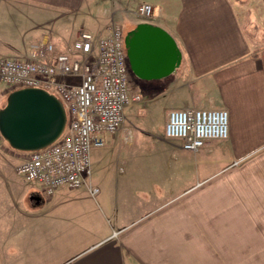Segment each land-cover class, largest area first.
Here are the masks:
<instances>
[{
  "label": "crops",
  "instance_id": "crops-1",
  "mask_svg": "<svg viewBox=\"0 0 264 264\" xmlns=\"http://www.w3.org/2000/svg\"><path fill=\"white\" fill-rule=\"evenodd\" d=\"M95 2L0 0V61L26 59L41 42L69 51ZM147 2L154 20L137 23L174 39L179 66L161 79L133 74L131 92L144 103L129 106L125 125L93 151L83 190L48 196L22 178L7 196L12 178L2 168L0 264H264V0ZM99 15L101 36L112 22ZM9 93L0 81V100ZM156 103L158 133L135 146V123ZM188 108L228 110V139L198 152L168 139L169 110ZM2 150L14 171L29 154L0 140V160Z\"/></svg>",
  "mask_w": 264,
  "mask_h": 264
},
{
  "label": "built area",
  "instance_id": "built-area-1",
  "mask_svg": "<svg viewBox=\"0 0 264 264\" xmlns=\"http://www.w3.org/2000/svg\"><path fill=\"white\" fill-rule=\"evenodd\" d=\"M154 12L149 3L139 6L143 18L154 17ZM125 38L123 27L112 23L101 36L80 30L67 52L57 53L52 43L41 42L31 46L26 59L0 61V81L5 86L44 90L65 109L61 136L29 152L15 168L25 181L41 184L48 196L60 188L87 186L93 173V151L103 148L107 137L125 125L127 108L142 101L140 94L131 92ZM229 119L223 108L171 109L165 136L180 141L187 151L198 152L211 141L228 139ZM99 191L90 187L92 196Z\"/></svg>",
  "mask_w": 264,
  "mask_h": 264
},
{
  "label": "water",
  "instance_id": "water-1",
  "mask_svg": "<svg viewBox=\"0 0 264 264\" xmlns=\"http://www.w3.org/2000/svg\"><path fill=\"white\" fill-rule=\"evenodd\" d=\"M131 71L144 80L164 78L180 63L174 39L162 28L140 23L126 35ZM61 102L41 89L12 92L0 111V131L13 149L23 152L42 149L58 139L66 124Z\"/></svg>",
  "mask_w": 264,
  "mask_h": 264
},
{
  "label": "rangeland",
  "instance_id": "rangeland-1",
  "mask_svg": "<svg viewBox=\"0 0 264 264\" xmlns=\"http://www.w3.org/2000/svg\"><path fill=\"white\" fill-rule=\"evenodd\" d=\"M147 1H149V0H98V2L97 3L95 2V4L93 3V5H91L90 8L85 6L83 15H84V19L87 22V25L90 26L89 29H85V30L90 31L93 34L96 30H98L100 25L103 24L102 23L103 20L100 19L101 15H99L100 12H102L104 17L106 18L105 19L106 22L108 21V23L112 22V23H115V24L122 26L124 29L125 36H126L130 31H132L136 28L137 24L139 23L138 22L139 20L140 21L149 20V19H151L150 21L154 20L152 18H143L138 13L139 6L142 3L151 4L150 3L151 1L150 2H147ZM151 5L154 8V5L153 4H151ZM154 10H155V8H154ZM134 80H135L134 75L131 74V85H133L135 87V81ZM7 90L10 91L11 88L7 87ZM9 96H10V93L8 96L5 97L4 100H0V111L6 105ZM143 100H144V98H142V101L138 104H143L144 103ZM159 106H160V104L156 103L150 107H146L145 108V109H147V110H145L146 116L144 115L143 117H141L140 115H142L141 113H144V112L140 111L139 117H141V118H140V120H138L139 123L138 122L135 123V125H137L139 127L138 128L136 127L137 129H136V132L134 133V140H132V143L135 146L143 143V139L146 142L147 140H150V138H154L156 136V134H154V133L155 132L158 133L156 126H159V125L161 126ZM147 125L150 128L144 129V126H147ZM2 140H3L4 144H6V148H9L10 151H12V152H13V150L15 151V149L12 148V146L8 143V141L6 139L3 138ZM13 164L14 163H13L12 156L5 154V151L2 150V159L0 160V167H1L0 172L2 171V168H5V169H3V173H5L7 175H11V178H12L11 182H9L10 184H8V182H6V181H3V184H2L4 192L7 196H11L15 192V190L9 186H12V185L14 186V184H15L14 181L18 182L19 180H22V176L17 174L13 170V168H14ZM83 188H85V187H83ZM83 188L79 189V190H74L73 192L74 193L79 192V191L83 190ZM71 190H73V189H71ZM114 191H115V188H114ZM133 194H135V192ZM98 196H100V194ZM90 201L93 202L94 206L96 205L95 200H90Z\"/></svg>",
  "mask_w": 264,
  "mask_h": 264
}]
</instances>
